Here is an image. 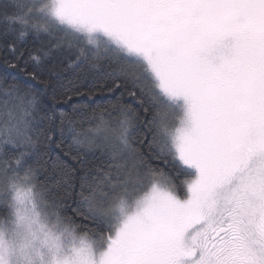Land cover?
Instances as JSON below:
<instances>
[{
	"label": "snow or ice",
	"instance_id": "1",
	"mask_svg": "<svg viewBox=\"0 0 264 264\" xmlns=\"http://www.w3.org/2000/svg\"><path fill=\"white\" fill-rule=\"evenodd\" d=\"M21 173L84 264H264V0H0L5 205Z\"/></svg>",
	"mask_w": 264,
	"mask_h": 264
},
{
	"label": "clouds",
	"instance_id": "2",
	"mask_svg": "<svg viewBox=\"0 0 264 264\" xmlns=\"http://www.w3.org/2000/svg\"><path fill=\"white\" fill-rule=\"evenodd\" d=\"M25 175L21 173L6 205L0 197L7 208L0 214V264H84L94 237L57 220L46 197ZM17 192L22 201H17Z\"/></svg>",
	"mask_w": 264,
	"mask_h": 264
},
{
	"label": "trees",
	"instance_id": "3",
	"mask_svg": "<svg viewBox=\"0 0 264 264\" xmlns=\"http://www.w3.org/2000/svg\"><path fill=\"white\" fill-rule=\"evenodd\" d=\"M154 163L158 164L160 167H164V165L162 164V162L157 161V162H154ZM190 175H191V177H193V173H192V172L190 173ZM43 179H44V174H43V172L38 173V182H39V181H43ZM179 179H183V177H181V178H179ZM10 193H11V192H10ZM10 193L8 194V198H9ZM66 203L69 204V205H72V207H75V205H73V204H72V201H70V200L67 201ZM72 207H67V208L64 209V211H65L68 215H71V214H72ZM6 211H7V208H6L4 205H0V214H3V213L6 212Z\"/></svg>",
	"mask_w": 264,
	"mask_h": 264
},
{
	"label": "rangeland",
	"instance_id": "4",
	"mask_svg": "<svg viewBox=\"0 0 264 264\" xmlns=\"http://www.w3.org/2000/svg\"><path fill=\"white\" fill-rule=\"evenodd\" d=\"M191 172L193 173V177H192V178H194V177H195V175H196V172H195V170H194V169H192V170H191ZM10 195H11V193H10ZM10 195H9V196H10Z\"/></svg>",
	"mask_w": 264,
	"mask_h": 264
}]
</instances>
